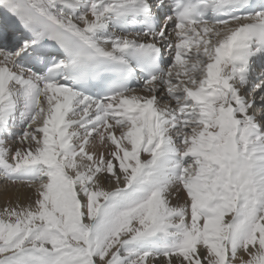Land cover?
<instances>
[{
  "label": "snow or ice",
  "instance_id": "6c2138e0",
  "mask_svg": "<svg viewBox=\"0 0 264 264\" xmlns=\"http://www.w3.org/2000/svg\"><path fill=\"white\" fill-rule=\"evenodd\" d=\"M0 264H264V0H0Z\"/></svg>",
  "mask_w": 264,
  "mask_h": 264
},
{
  "label": "bare ground",
  "instance_id": "6f19581e",
  "mask_svg": "<svg viewBox=\"0 0 264 264\" xmlns=\"http://www.w3.org/2000/svg\"><path fill=\"white\" fill-rule=\"evenodd\" d=\"M4 200H5V198L3 197L2 194H0V209L2 206H4Z\"/></svg>",
  "mask_w": 264,
  "mask_h": 264
},
{
  "label": "rangeland",
  "instance_id": "374dc122",
  "mask_svg": "<svg viewBox=\"0 0 264 264\" xmlns=\"http://www.w3.org/2000/svg\"><path fill=\"white\" fill-rule=\"evenodd\" d=\"M3 208V206L1 207V209Z\"/></svg>",
  "mask_w": 264,
  "mask_h": 264
}]
</instances>
